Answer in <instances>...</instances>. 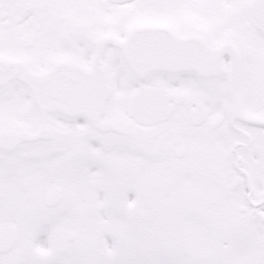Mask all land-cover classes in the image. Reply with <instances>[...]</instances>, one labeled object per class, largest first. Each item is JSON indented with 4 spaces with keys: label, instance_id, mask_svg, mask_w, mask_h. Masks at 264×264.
<instances>
[{
    "label": "snow or ice",
    "instance_id": "obj_1",
    "mask_svg": "<svg viewBox=\"0 0 264 264\" xmlns=\"http://www.w3.org/2000/svg\"><path fill=\"white\" fill-rule=\"evenodd\" d=\"M0 264H264V0H0Z\"/></svg>",
    "mask_w": 264,
    "mask_h": 264
}]
</instances>
